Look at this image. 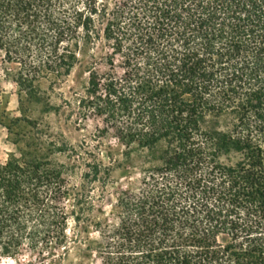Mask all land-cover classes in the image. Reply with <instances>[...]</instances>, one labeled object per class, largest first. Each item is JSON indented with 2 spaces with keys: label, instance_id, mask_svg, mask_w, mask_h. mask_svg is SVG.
I'll return each mask as SVG.
<instances>
[{
  "label": "trees",
  "instance_id": "16d2710c",
  "mask_svg": "<svg viewBox=\"0 0 264 264\" xmlns=\"http://www.w3.org/2000/svg\"><path fill=\"white\" fill-rule=\"evenodd\" d=\"M0 52L19 65L20 95L54 113L62 106L44 101L42 80L55 84L92 57L64 107L153 160L110 223L92 214L112 167L88 142L49 133L21 146L0 161V257L28 248L87 264L69 258L71 196V215L100 236L86 243L87 261L264 264V0H0Z\"/></svg>",
  "mask_w": 264,
  "mask_h": 264
},
{
  "label": "rangeland",
  "instance_id": "374dc122",
  "mask_svg": "<svg viewBox=\"0 0 264 264\" xmlns=\"http://www.w3.org/2000/svg\"><path fill=\"white\" fill-rule=\"evenodd\" d=\"M117 0H106L111 7ZM109 48L100 43L96 49V62L93 66L102 72L108 69L106 63V53ZM3 54L0 52V161H5L10 155L20 156L19 148L25 144L34 142L37 138L45 140L49 133L59 135L64 133L65 137L73 143L85 140L97 153L103 162L112 167L111 180L107 188L105 198L96 203V209L92 216L95 220H102L113 223L115 221L118 196L125 190L136 188L141 179L142 169L153 163L149 158V152L145 149L136 148L130 153H126V148L119 138L110 129L100 130L103 127L97 118L87 120L79 119L77 114H69L64 107V98L71 97L72 92L79 89V85L87 78L85 64L95 61L92 57H87L73 70L69 77L62 78L57 83L43 79L41 82L42 97L44 101L61 105L59 113L48 111L44 104L29 100L22 93L14 82L13 75L19 65L5 62ZM27 118L31 122L21 120ZM53 161L62 162L67 160L65 156L55 154ZM80 176L70 177L71 185H78ZM71 196H67L64 202L68 212V228L66 230L69 244V258L77 262L87 264H98L95 254L87 261L83 258L86 243L97 244L100 241L99 232L92 223L77 222L71 215ZM55 254L64 255L63 248L53 246ZM59 261H52L49 258H41L30 249L26 248L16 257H0V264H57ZM68 260H64L67 264Z\"/></svg>",
  "mask_w": 264,
  "mask_h": 264
}]
</instances>
